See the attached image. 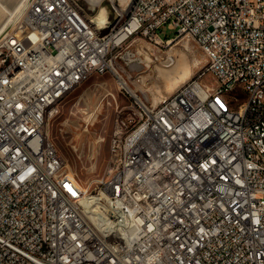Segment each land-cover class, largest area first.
Wrapping results in <instances>:
<instances>
[{
  "label": "built area",
  "instance_id": "obj_1",
  "mask_svg": "<svg viewBox=\"0 0 264 264\" xmlns=\"http://www.w3.org/2000/svg\"><path fill=\"white\" fill-rule=\"evenodd\" d=\"M112 8L100 28L82 0H24L0 33V264H264V0ZM178 36L206 68L143 100L135 44ZM93 74L130 101L91 188L47 126Z\"/></svg>",
  "mask_w": 264,
  "mask_h": 264
},
{
  "label": "rangeland",
  "instance_id": "obj_2",
  "mask_svg": "<svg viewBox=\"0 0 264 264\" xmlns=\"http://www.w3.org/2000/svg\"><path fill=\"white\" fill-rule=\"evenodd\" d=\"M20 1L3 0L10 8ZM82 1L86 12L94 18L111 9L109 18L115 20L112 5L118 4L119 0ZM5 17L6 14H1L0 20ZM175 31L167 26L161 29L164 37L174 36ZM134 47L141 48L138 55L144 63L138 72L141 81L135 87L147 102L176 90L206 68L207 56L203 49L194 40L183 36L176 37L168 46L144 47L135 44ZM185 78L187 80L182 82ZM204 81L212 83L213 80L206 74ZM112 91L115 89L109 74L90 75L67 95L60 105V112L50 119L47 126L48 134L69 167L82 183L92 184L91 188L104 175L117 106L130 101L126 96L113 97ZM238 94L237 91L232 93L234 96Z\"/></svg>",
  "mask_w": 264,
  "mask_h": 264
},
{
  "label": "bare ground",
  "instance_id": "obj_3",
  "mask_svg": "<svg viewBox=\"0 0 264 264\" xmlns=\"http://www.w3.org/2000/svg\"><path fill=\"white\" fill-rule=\"evenodd\" d=\"M23 1L24 0H21L20 2H18V4L14 8H10L9 6H7L3 2V0H0V15L6 14V17L4 19L0 20V33H2L8 27H10L15 22V20H17L18 17L21 15ZM119 1H120V3H118V4L120 6H122V9L125 11H128L134 0H119ZM109 12H111V9L105 13L99 12L100 14H97L95 16L94 20L97 22V24L100 28H104L105 26H107L113 22L112 19L109 18ZM189 77H187V79ZM187 79L185 78L182 82L186 81ZM172 92H174V91L172 90L170 93L162 95L160 98H165L166 96H168Z\"/></svg>",
  "mask_w": 264,
  "mask_h": 264
}]
</instances>
